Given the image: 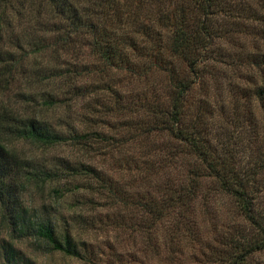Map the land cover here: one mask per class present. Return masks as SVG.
Instances as JSON below:
<instances>
[{
	"label": "trees",
	"instance_id": "trees-1",
	"mask_svg": "<svg viewBox=\"0 0 264 264\" xmlns=\"http://www.w3.org/2000/svg\"><path fill=\"white\" fill-rule=\"evenodd\" d=\"M245 20L259 37L244 56L245 84L232 87L234 76L212 63L224 64L216 45L239 39ZM234 63L226 64L232 72ZM228 86L237 88L231 93L236 128L244 131L248 122L261 136L259 150H245L243 160L213 130L208 98ZM51 108L63 109L62 129L41 117ZM76 110L80 119L70 122ZM105 116L117 118L112 128L126 130L119 139L98 130ZM17 141L70 145L104 160L110 150L124 156L136 142L144 188L137 195L114 189L100 168L67 156L23 158L12 145ZM263 166L264 0H0V222L14 238L33 237L92 262L73 232L75 205L59 221L49 206L30 209L22 197L49 187L50 200L59 201L65 189L78 200L84 190L91 213L95 196L105 201L101 210L119 208L107 224L135 242L132 253L112 246L108 264L135 260L139 251L177 264L182 240L196 236L198 215L212 214L214 195L223 194L246 223L225 242L224 262L250 264L249 256L264 251V208L256 199ZM5 253L9 264H35L10 244Z\"/></svg>",
	"mask_w": 264,
	"mask_h": 264
},
{
	"label": "rangeland",
	"instance_id": "rangeland-1",
	"mask_svg": "<svg viewBox=\"0 0 264 264\" xmlns=\"http://www.w3.org/2000/svg\"><path fill=\"white\" fill-rule=\"evenodd\" d=\"M21 21L24 25V20ZM242 25V29L245 33L239 34V39H227V42L221 41L216 45L218 53L222 55L217 57L222 59L224 64H220L218 61L212 63L216 68L219 67L220 72H224V74L228 75V78L229 76H234L231 79L232 87H236V83L239 82L245 84L246 79L242 78V75H244L247 70V60L244 59V56L246 54L249 55V52L255 49V39L259 37L258 31L256 32L257 27L250 33L254 26V22L245 20L242 22ZM18 30H20V28H18L17 31ZM239 56L240 59L238 60ZM229 61H233L235 62L234 64H237L234 72L227 68L226 64L229 63ZM236 76H238V78ZM224 79L227 81L225 77ZM225 86H227V84ZM236 89L237 88L232 89L228 86L221 94L218 91H214L215 93L212 91L208 99L210 101V107L216 112L213 130L221 134V138L219 139H228L229 142H232L235 151L238 153V157H241L243 160L244 156H246L251 149L257 152L262 141L261 136L257 133L258 131H249L250 124L248 122L244 123V131L243 129L239 130L236 128L235 122L232 119L235 106H233V96H231L232 92H234V94L237 93ZM13 99L14 98H11L10 101L13 102ZM22 106L25 105L22 104ZM80 112L81 110H76L69 121H75L74 119L77 118L76 122H78L80 119ZM62 115V108H51L47 112L43 111L41 117L52 127L62 129L61 121L66 120H60ZM241 117L243 121L249 118L248 114ZM103 119L106 123H104L103 126L99 124L97 128L104 132L106 136L119 139L118 135H121L122 131H126L122 129L117 130L110 126L117 120L116 117L105 116ZM12 145L21 157L29 158L36 162L52 159L55 156H67L72 159L75 158L76 160L91 162L94 167L101 169L103 175L108 177L114 189L115 187L127 189L128 193L131 195H137L138 192L144 188L142 187L144 185H141L139 188L140 177L137 175L135 166V161L138 159L139 155L136 142L129 144L128 151L124 156H122V154L120 155V153H112L110 150L109 152L113 154V156L111 155V157L105 160L96 155L89 158L86 154L76 152L75 147L70 145L57 146L49 149L31 141H17ZM245 150H247V154ZM259 173L257 184L261 185L262 189H260L256 199L260 204L259 206L264 208V166ZM50 192L51 189L49 187H46L43 193H35L33 190L24 191L22 192L23 201L30 209L42 210L43 204H45L47 208L49 206V210L56 213V217L59 221L62 220L63 214L65 217H70L69 210L72 208V205H75L72 216L76 219L73 222L72 228L79 243L86 245L84 251L87 248V257H89V261H92L89 264H108L110 253L113 250L112 246L117 248L118 251L128 250L129 253L135 251V242L132 238L128 237V233H125L123 229L113 230V228L107 224V217L109 215L118 214V207L101 210L100 203H105V201L103 198L95 196L93 202L95 203L96 210L91 213L92 209H90L89 205L85 204L86 200L90 198L88 192L80 190L78 192L80 197L78 195L77 197L79 198L76 200V198L70 196L65 189V192H63L64 197L59 198V201L57 198L56 200L54 198V200H50ZM212 201L214 205L213 213H209L210 215L199 214L197 217L198 225L196 236L182 240V245L179 247L175 257V262H177V264H225L224 261L227 258L225 256V251H228V246L225 245V242L232 233H235L236 229H239L238 227L243 228L246 223L238 215L235 202L231 197L223 194H216ZM83 203L85 205H83ZM209 216H211V218ZM86 221V227L83 228ZM8 244L12 245L23 257L31 259L35 264H83L59 252L49 250L44 243L38 242L33 237L14 238L13 234L0 222V264H9L5 253V247H7ZM164 258L166 259L167 257L163 256L155 259L152 258L150 254L145 256L139 251L134 256L135 260L131 258H129L128 261L121 259L120 264H125L129 261L130 262L127 264H172ZM248 262L250 264H264V251H259L249 256Z\"/></svg>",
	"mask_w": 264,
	"mask_h": 264
}]
</instances>
